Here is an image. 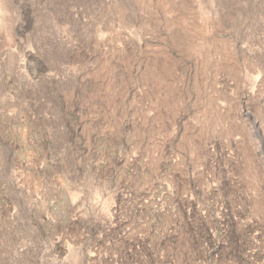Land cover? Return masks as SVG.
Wrapping results in <instances>:
<instances>
[{"label": "rangeland", "instance_id": "374dc122", "mask_svg": "<svg viewBox=\"0 0 264 264\" xmlns=\"http://www.w3.org/2000/svg\"><path fill=\"white\" fill-rule=\"evenodd\" d=\"M0 264H264V0H0Z\"/></svg>", "mask_w": 264, "mask_h": 264}]
</instances>
